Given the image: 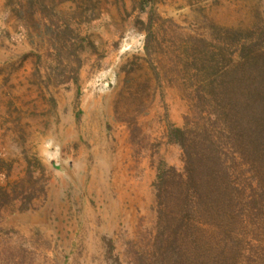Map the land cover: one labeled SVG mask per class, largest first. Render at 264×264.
Returning <instances> with one entry per match:
<instances>
[{
	"label": "rangeland",
	"instance_id": "rangeland-1",
	"mask_svg": "<svg viewBox=\"0 0 264 264\" xmlns=\"http://www.w3.org/2000/svg\"><path fill=\"white\" fill-rule=\"evenodd\" d=\"M261 53L264 0H0V264H192L197 238L211 264H264V194L235 146L233 208L197 230L166 137L215 125L199 89Z\"/></svg>",
	"mask_w": 264,
	"mask_h": 264
},
{
	"label": "trees",
	"instance_id": "trees-1",
	"mask_svg": "<svg viewBox=\"0 0 264 264\" xmlns=\"http://www.w3.org/2000/svg\"><path fill=\"white\" fill-rule=\"evenodd\" d=\"M260 58V63H255V66H259L255 69L256 74L250 72L247 75L239 74L238 77H233L225 71L220 75L219 73L214 75L212 81L217 82L212 83L209 80L207 84L210 85L206 84L199 89V101L206 100L212 106L209 111L215 125L208 127L196 123L197 126L195 127V124L193 130L192 127H178L171 123L167 126V142L176 143L182 149V170L177 174L181 186L174 200L179 204L177 209L180 214H186L187 218L192 214L191 223H194L197 230L206 227L210 221L209 216L213 218L216 215L217 219H220L225 217L223 215L225 210L233 208L231 193L223 197L219 193L224 191L220 189V183L225 176L221 175V171L224 173L227 168V161L224 158L227 147L234 145L238 163L249 165L252 177L248 186L251 190L258 186L260 192L257 196L262 198L264 194V171L256 175L253 171L254 166H264V53H261ZM166 177L167 169L159 168L155 182L157 199L160 197ZM252 182L255 185H252ZM235 193L239 197L244 194V190L240 189ZM259 203L260 200L255 201L254 207L246 205L247 211L258 209ZM159 210L156 211L157 220L161 218V214L164 216V211ZM221 215L223 216L220 217ZM168 222L173 224L172 219H168L167 224ZM209 235L218 239L222 233L217 237L211 227ZM165 241L167 243L171 241L169 234L165 235ZM202 241V238L195 240L197 255L192 264L212 262L208 257L204 258L207 252Z\"/></svg>",
	"mask_w": 264,
	"mask_h": 264
}]
</instances>
